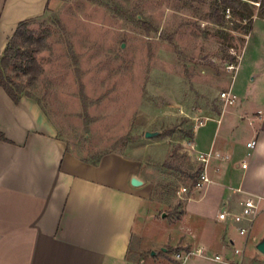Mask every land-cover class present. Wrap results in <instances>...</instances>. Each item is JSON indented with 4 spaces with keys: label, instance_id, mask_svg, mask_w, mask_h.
<instances>
[{
    "label": "rangeland",
    "instance_id": "obj_1",
    "mask_svg": "<svg viewBox=\"0 0 264 264\" xmlns=\"http://www.w3.org/2000/svg\"><path fill=\"white\" fill-rule=\"evenodd\" d=\"M218 2L49 0L44 15L30 26L45 42L35 54L43 73L29 85L27 77L9 70L57 125L75 156L96 163L118 153L141 162L143 176L154 187L153 207L137 223L132 257L140 248L148 259L161 252L169 224L181 218L196 195L190 176L200 166L190 149L193 118L220 113L226 106L221 95L232 84L236 103L264 104L260 4L248 2L255 15L248 36L241 28L246 23L226 13L220 28L226 39L213 23ZM146 132L159 135L148 139ZM183 187L190 193L181 195ZM262 239L246 256L264 258L257 250ZM174 245L165 246L171 255L181 249Z\"/></svg>",
    "mask_w": 264,
    "mask_h": 264
},
{
    "label": "crops",
    "instance_id": "obj_2",
    "mask_svg": "<svg viewBox=\"0 0 264 264\" xmlns=\"http://www.w3.org/2000/svg\"><path fill=\"white\" fill-rule=\"evenodd\" d=\"M48 3L0 0V57L18 25L43 16ZM234 104L193 118L191 153L212 154L205 168L210 183L187 201L159 247H205L212 256L176 263L167 253L148 259L143 248L131 256L137 223L153 207L154 187L141 162L118 153L97 164L80 159L38 101L23 97L16 105L0 86V133L7 139L0 141V264H264L246 256L264 238V104ZM133 177L144 184L134 187ZM250 196L260 201L249 234L239 232L248 220L218 219L224 209L240 214Z\"/></svg>",
    "mask_w": 264,
    "mask_h": 264
},
{
    "label": "trees",
    "instance_id": "obj_3",
    "mask_svg": "<svg viewBox=\"0 0 264 264\" xmlns=\"http://www.w3.org/2000/svg\"><path fill=\"white\" fill-rule=\"evenodd\" d=\"M248 2L259 3L262 14L264 15V0H220V2L217 3L213 23L219 27L217 32L219 35L224 36L226 39L228 37V34L221 29H224L226 25L225 16L229 11V14L231 13L232 16L241 23H246V25L241 26V28L245 30L248 36L253 28L255 16L254 10ZM33 23L32 20H28L18 25L14 35L0 57V86L16 105L20 103L23 97L32 99L34 97L29 92L25 91L23 84L8 74L9 70L12 69L17 76L23 75L27 77L29 85L35 84L39 76L43 73L42 67L35 58V54L40 53L45 48V42L42 38H35L33 32L30 30V26L33 25ZM231 60L235 62L236 58L232 57ZM0 141L7 142V139L2 133H0ZM100 159L95 164H97ZM166 167L169 169L173 168L170 164H167ZM202 172V166H199L196 170L191 172L190 176L194 179L193 186L198 181ZM167 249V254H171L172 250L169 248ZM181 250L190 249H180V251Z\"/></svg>",
    "mask_w": 264,
    "mask_h": 264
},
{
    "label": "built area",
    "instance_id": "obj_4",
    "mask_svg": "<svg viewBox=\"0 0 264 264\" xmlns=\"http://www.w3.org/2000/svg\"><path fill=\"white\" fill-rule=\"evenodd\" d=\"M229 13V11L227 12ZM230 71L236 70L234 66L229 67ZM222 99L225 101L226 105H233L236 102V97L232 95V93L229 92H224L221 95ZM256 141L249 142L247 144V148L249 150L248 156H251V151L255 149L256 147ZM212 154L211 153H204V154H199L196 156L197 162L200 164V166L203 167V172L198 178V181L194 184L193 190L194 191H201L203 190L209 183L210 180L208 176L205 173V168L209 160L211 159ZM243 168H247L246 164H243ZM190 189L187 187H183L180 190L181 195H186L190 193ZM259 201L260 198L256 196H250L247 199L244 200L242 203V212L240 214H231L226 209L223 211H220L218 219L222 222H227L232 219V221L238 225L242 224L244 221L248 220V226L247 227H239V232L241 234H249L253 223L255 222V219L258 216V211H259ZM240 251L236 250V254H239ZM194 256H201V257H211L212 254L211 252L205 248V247H199L196 250H181L177 251L173 254V261L176 263L184 262ZM214 258L219 261L221 260L220 256H214Z\"/></svg>",
    "mask_w": 264,
    "mask_h": 264
},
{
    "label": "water",
    "instance_id": "obj_5",
    "mask_svg": "<svg viewBox=\"0 0 264 264\" xmlns=\"http://www.w3.org/2000/svg\"><path fill=\"white\" fill-rule=\"evenodd\" d=\"M158 135H159L158 132H155V133L146 132L145 137L148 138V139H150V138H154V137H156V136H158ZM131 184H132L134 187H140V186H142V185L144 184V182H143L140 178H138V177H133L132 180H131ZM165 216H166V214H163V217H165ZM257 250H258L261 254L264 255V238H263L262 241L257 245ZM161 251L164 252V253H168V249H166V248H163ZM157 255H158L157 252H153V253H152V256H153V257H155V256H157Z\"/></svg>",
    "mask_w": 264,
    "mask_h": 264
}]
</instances>
